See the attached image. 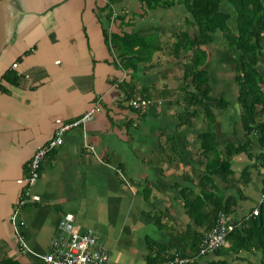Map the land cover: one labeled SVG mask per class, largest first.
Masks as SVG:
<instances>
[{
	"label": "crops",
	"instance_id": "0c3cea01",
	"mask_svg": "<svg viewBox=\"0 0 264 264\" xmlns=\"http://www.w3.org/2000/svg\"><path fill=\"white\" fill-rule=\"evenodd\" d=\"M7 5L11 23L0 51V259L40 264L39 257L49 251L51 241L58 236L61 217L73 215L76 230L90 228L82 226L80 201L106 194L119 200L147 197L153 203L149 206L154 210L152 224L166 227L152 238L172 246L171 251L175 246L184 251L171 235L172 228L181 230L189 221L176 184L195 180L188 177L187 172L192 174L193 170L187 171L181 149L164 139H174L175 131H182L183 124L175 130L166 126L169 115L158 104L161 98L139 110L128 105L122 81L130 78L132 68L116 57L110 43L112 33L149 26L147 16L131 13H140L135 10L138 0H7ZM109 10L111 15L112 11L116 13L114 18L107 15ZM126 11L130 14L121 19L119 15ZM140 67L133 79L136 89L152 84L151 77L146 80L147 75H143L147 68ZM7 69L15 71L14 83L1 80ZM96 102L100 111L84 126L68 129L63 143L50 151L41 164L38 180L30 189L38 195V203L22 205L17 218L28 246L24 251L18 246L10 215L22 191L18 179L25 172V162L37 146L52 137L56 119L74 121ZM133 137L138 140L135 142ZM83 141L93 146L92 151L84 148ZM194 147L199 150L198 144ZM123 174L132 183L130 195L116 187L123 182ZM112 184L113 190L107 191ZM92 185L105 186L106 194ZM144 185L149 187L146 194ZM120 207V216L131 208L128 204L127 209ZM135 212L143 216L145 211ZM149 223L144 221L138 228L144 243ZM145 246L137 264L146 262L149 246ZM151 247L155 252L153 244ZM110 255L109 264H117ZM193 259V264L210 260L259 264L256 252L210 253L189 258V262Z\"/></svg>",
	"mask_w": 264,
	"mask_h": 264
},
{
	"label": "trees",
	"instance_id": "16d2710c",
	"mask_svg": "<svg viewBox=\"0 0 264 264\" xmlns=\"http://www.w3.org/2000/svg\"><path fill=\"white\" fill-rule=\"evenodd\" d=\"M175 6L185 11L180 22L182 28L172 32L173 40L167 50L174 59H185L180 63L183 81L176 94L167 88L157 93L153 84L134 88L133 79L140 65L142 68L153 67L154 53L164 48L157 39L159 27L110 34L116 57L132 68L130 78L122 81V87L126 86L125 98L167 99L169 104L174 102L178 106L177 124L194 126L196 119L202 125L197 141L201 155L205 156L203 168L195 181L176 184L189 221L181 230L172 228L171 235L177 239L174 243H181L184 251L176 246L175 251H171L172 246L162 245L146 235L145 243L149 246L146 262L164 261L176 255L188 259L197 257L201 238L215 225L218 213L224 212L231 215L236 225L226 235L228 246L220 247L213 253L256 252L259 264H264V197L260 202L258 199L255 204L249 205L248 212L258 206L256 215L247 216L248 212L240 214L237 210L239 200L247 198L239 184L250 183L249 168L253 167L260 175V194L264 192V76L259 68L260 59L264 58V0H138L140 13H131L144 17L150 10L165 11ZM107 15H111V10ZM124 16L125 13L119 15L121 19ZM211 43L220 46L231 61L236 85L235 100L239 106L238 123L245 137L244 141L226 140L223 149L217 140L215 110L227 107L229 101L222 93L211 96L210 73L206 67L210 61L203 50ZM15 79L12 69L5 70L1 75V80L8 83H14ZM0 90H3L1 84ZM168 96L172 98L168 99ZM254 147L256 150L253 153L251 150ZM239 154H244L251 163L236 170L232 164ZM229 188H235L236 192L226 194L224 191ZM148 190V185H144L145 194ZM22 193L20 191L19 196ZM152 244L155 252L152 251ZM193 262L194 259L184 264ZM0 264L18 263L3 258ZM203 264L227 263L225 260H210Z\"/></svg>",
	"mask_w": 264,
	"mask_h": 264
},
{
	"label": "rangeland",
	"instance_id": "374dc122",
	"mask_svg": "<svg viewBox=\"0 0 264 264\" xmlns=\"http://www.w3.org/2000/svg\"><path fill=\"white\" fill-rule=\"evenodd\" d=\"M116 9L117 11H119L118 7H116ZM135 10L139 11L140 9L137 6ZM149 12L147 13V15H145L148 19L147 22L150 27H159L160 31L157 35V39L164 46V48L161 50H157L154 53L152 58L154 66L144 69L143 75H147L145 77L146 80L148 77H151L150 82L155 86V91L157 93L158 91H160V89L167 88L168 90L175 91L176 94V92L180 91L179 86L183 81L181 76L180 63L185 59L183 57L174 59L173 57L168 55L167 50L171 41L173 40L172 32L179 29L180 27L182 28V23L180 22L183 19L185 11L182 7L175 6L162 12ZM129 14V11L125 12V16ZM203 50L207 52L208 59L210 61V63L208 64V66L206 65V67L208 68V71L210 73L212 85L211 96H217L222 93L229 101L227 107L220 110H215L217 140L220 147L223 149L224 142L226 140L244 141L245 139L238 123L239 106L235 100L236 85L233 81V70L231 68V61L229 60L228 55L216 43H211L204 46ZM259 68L264 76V58L260 59ZM170 98L172 97L168 96V99ZM158 101H160L158 104H161V109L167 111L169 115V120L166 121V126H168V128L170 129H178L180 126V124H177V112L179 110L178 106L174 102L172 104H169L167 99ZM182 127V131H175L177 133L174 139L171 136L167 139L164 138L165 143L171 144L172 146H177L181 149V154L183 153V155L187 159V171L193 170L192 174L187 172L188 177H190L191 175L192 179L196 180L199 171L203 168V163L205 160V156L201 155L200 151L196 150V148L194 147L198 144L197 133L202 128V125L199 120L195 119L194 126L183 125ZM143 138H145V136ZM161 138L163 137L161 136ZM133 139L135 140V142L138 140V138L136 137H133ZM255 150L256 148L254 147L251 151H253L254 153ZM190 163L194 165V167L190 165ZM250 163L251 162L246 158L244 154H239L234 157L232 167L236 170H240L243 166ZM249 169L251 171L250 183L247 185L239 184V187L240 189H242L243 194H245L247 197L245 199L239 200V207L237 208V210L240 214L247 213L249 205L255 204L261 195L260 175L256 170L253 169V167ZM261 170L262 169H260L259 171ZM122 179L123 182L121 184H116V187L117 189L121 188L122 191L124 190L130 195L132 183L124 174L122 175ZM91 187H95L101 190L103 194H106L104 192L105 186H103V188H100L98 185H92ZM92 188H90V190ZM112 188L113 184L107 189V191L113 190ZM173 190L172 192H174ZM224 192L226 194L235 193L236 190L235 188H229L225 189ZM162 202L164 203L166 201L162 200ZM171 202L176 203V200ZM80 204L81 209L84 212L82 216L83 228L90 227L96 231L103 243H105L106 246L111 249L110 254L112 253V258L117 262V264H137L141 259L140 255L142 250L146 249V243H144L143 239L139 237L138 228L143 225L144 221L151 222L149 223L150 225L148 226L149 228L147 232H145L151 237H158L159 230L165 231L166 228L165 226H161L163 224L160 223L152 224V222L155 221V217L152 214L154 210H150L149 206H152L153 203L151 200H143L141 196L140 198L119 200L112 198L110 194H106L105 197L102 195V198L98 199H84L80 201ZM127 204L131 207L129 208L130 211H127L125 215L120 216V206L122 205L123 209H127ZM140 209H143L145 211L144 213H142L143 216H140V214L138 215L135 212Z\"/></svg>",
	"mask_w": 264,
	"mask_h": 264
},
{
	"label": "built area",
	"instance_id": "2783aa9c",
	"mask_svg": "<svg viewBox=\"0 0 264 264\" xmlns=\"http://www.w3.org/2000/svg\"><path fill=\"white\" fill-rule=\"evenodd\" d=\"M115 12L112 11L111 17L114 18ZM12 67H16V63H12ZM154 101L146 98H130L128 105L133 109H143L152 105ZM159 103V102H158ZM100 105L96 102L87 112L78 119L65 123L56 119V128L53 135L44 144L39 145L33 151L29 159L25 162L24 175L18 179V183L22 184L23 193L19 196L15 208L10 215V224L17 234L16 239L20 249L26 251L28 246L24 237L20 233V224L18 221V213L22 205L30 201H38V195L30 191L39 177V168L45 156L63 143L64 133L72 128L84 126L90 121L94 114L100 111ZM85 137V134H84ZM84 148L92 151L93 146L83 141ZM264 197V192L259 198V202ZM258 206H255L247 213V216L256 215ZM74 217L70 214H64L58 222V236L53 238L50 243L49 251L40 258V264H109L110 251L104 245L100 237L90 228L76 230L73 225ZM236 223L230 214L219 212L215 225L205 232L198 244L197 256L202 257L213 253L220 247L226 245V235L235 227ZM189 261L188 258L174 256L171 259L156 262H142L140 264H184Z\"/></svg>",
	"mask_w": 264,
	"mask_h": 264
},
{
	"label": "water",
	"instance_id": "95a60500",
	"mask_svg": "<svg viewBox=\"0 0 264 264\" xmlns=\"http://www.w3.org/2000/svg\"><path fill=\"white\" fill-rule=\"evenodd\" d=\"M11 15L7 0H0V51L8 37Z\"/></svg>",
	"mask_w": 264,
	"mask_h": 264
}]
</instances>
